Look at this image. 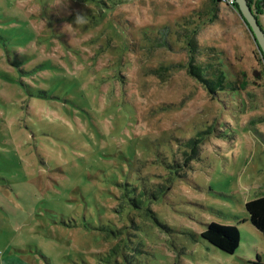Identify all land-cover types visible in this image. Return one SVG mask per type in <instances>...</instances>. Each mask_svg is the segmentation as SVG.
Masks as SVG:
<instances>
[{"label":"rangeland","instance_id":"1","mask_svg":"<svg viewBox=\"0 0 264 264\" xmlns=\"http://www.w3.org/2000/svg\"><path fill=\"white\" fill-rule=\"evenodd\" d=\"M118 1L0 0V264H260L248 24L225 0ZM189 22L242 91L214 99L188 74ZM211 223L238 228L236 253L202 238Z\"/></svg>","mask_w":264,"mask_h":264},{"label":"trees","instance_id":"2","mask_svg":"<svg viewBox=\"0 0 264 264\" xmlns=\"http://www.w3.org/2000/svg\"><path fill=\"white\" fill-rule=\"evenodd\" d=\"M135 0H119L117 5L133 2ZM222 2V0H215ZM253 9L254 1L248 0ZM116 5V6H117ZM235 6L238 5L235 3ZM239 8V7H238ZM264 10V0H257L254 7L256 15H262ZM199 20L206 19L209 14L208 11H198ZM194 24V25H192ZM194 22L186 23L184 28V37L188 41V63L186 65L188 74L193 80L202 84L211 98L216 99L219 93L229 90L230 92H240L242 80L238 75H235L237 80L228 78L227 63L223 56L215 49L202 47L195 37L196 27ZM195 144V140L190 141ZM246 209L249 214V221L251 224L264 235V196L252 200L246 204ZM103 227V226H102ZM94 229V228H93ZM113 233V231H110ZM202 238L210 245L219 249L226 254H234L240 247L241 236L236 226H226L216 223L208 224L206 230L202 233ZM258 262L264 264V260L258 257Z\"/></svg>","mask_w":264,"mask_h":264},{"label":"water","instance_id":"3","mask_svg":"<svg viewBox=\"0 0 264 264\" xmlns=\"http://www.w3.org/2000/svg\"><path fill=\"white\" fill-rule=\"evenodd\" d=\"M239 7L240 13L248 24L255 41L264 56V29L262 28L258 16L250 6L248 0H235Z\"/></svg>","mask_w":264,"mask_h":264},{"label":"crops","instance_id":"4","mask_svg":"<svg viewBox=\"0 0 264 264\" xmlns=\"http://www.w3.org/2000/svg\"><path fill=\"white\" fill-rule=\"evenodd\" d=\"M254 1V3H255V1L256 0H253ZM256 5V4H255ZM255 5H254V7H255ZM264 13V12H263ZM262 18H264V14L261 16ZM259 22H260V20H259ZM260 24H261V26H262V28L264 29V26L262 25V23L260 22ZM249 218V217H248ZM246 222H250L248 219L247 220H245ZM253 226V225H252ZM255 228V227H254ZM257 230V229H256ZM260 232V231H259ZM261 233V232H260ZM262 234V233H261ZM256 257L258 258V257H260V255H259V253H257L256 254ZM261 258V257H260ZM262 259V258H261ZM263 260V259H262Z\"/></svg>","mask_w":264,"mask_h":264},{"label":"built area","instance_id":"5","mask_svg":"<svg viewBox=\"0 0 264 264\" xmlns=\"http://www.w3.org/2000/svg\"><path fill=\"white\" fill-rule=\"evenodd\" d=\"M225 1L229 2L230 4H235L236 3L235 0H225Z\"/></svg>","mask_w":264,"mask_h":264}]
</instances>
